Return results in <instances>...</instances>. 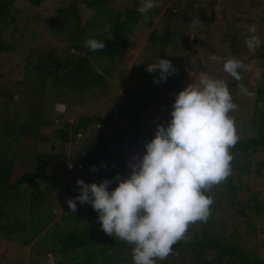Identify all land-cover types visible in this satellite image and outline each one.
<instances>
[{
    "label": "trees",
    "instance_id": "1",
    "mask_svg": "<svg viewBox=\"0 0 264 264\" xmlns=\"http://www.w3.org/2000/svg\"><path fill=\"white\" fill-rule=\"evenodd\" d=\"M17 1L0 0V54L14 50L13 44L4 42L2 34L5 26L17 24L19 17H23L27 23L38 19L40 14L36 9L40 8H44V11H56V18L51 24L52 31L68 37L73 43L67 49L72 51L71 55L65 56L54 50L32 47L24 63L23 77L17 86L11 89L0 84V247L7 245L8 248L12 246V242L19 241L21 247L16 254L27 255V259L16 256L8 258L7 248L3 249L1 255L6 262L1 261L0 264H47L50 255H53L55 264H121L122 260L132 261L131 264H134V246L126 241L118 242V237L106 234L98 220L99 213L92 206L77 208L75 213L61 216L55 223L50 208L60 205L59 193L67 194L69 198L80 194L78 178L87 183H99L107 178L104 173L101 174V169L104 172L112 165L115 157L113 152L118 150L121 157L126 158V154L122 152L126 139L131 142L139 141L142 125H148L154 116L158 123L170 119L174 94L187 84L197 82L196 77L192 74L186 77L182 73L188 80L187 84L182 82L175 87H165L164 82L154 83L153 77L156 74L147 72V67H144L137 70V77L131 81H134L131 85L138 86L133 87L136 92L129 91L130 103L119 102L105 115H83L76 124L69 119L65 120L63 115L58 116L59 123L56 124L54 114L43 102L47 95H52L55 104L70 105L78 102L77 100L81 101L82 95L88 92L94 93V97L105 96L115 84V74H120L117 79L121 83L126 81V72L121 68V51L128 47L129 37L135 36L139 27L152 26L153 30L148 37L151 48L169 52L181 40H187V37L179 36L178 27L201 23L204 18L203 24L215 21L220 29L209 37V40L217 42L222 48L221 60L213 63L219 76L213 78L223 79L227 83L235 104L239 105V112L243 110L240 93L241 97L254 102V111L249 121L257 134L247 135L239 128V135L236 133L238 141L229 148L233 157L229 176L206 191V195L213 201L208 219L198 220L188 226V239L181 238L174 243L172 253L164 260L157 258V264H264V258L258 252L249 251L242 246L240 231L236 230L227 236L223 228L215 227L218 213L226 207L241 217L249 216L247 225L253 230L258 227L257 218L264 214L262 193L251 192V187L244 181L245 177L251 175L253 168L256 169V176H264V159L254 163V159L264 152V80H259L252 88L244 77V64L258 58L264 61V53L256 50L250 52L244 38L238 40L235 36L230 39L224 36L223 30L228 31L233 21L213 18L216 8L213 7L214 11L209 13L206 9L208 0L201 4L204 5L202 8L199 7L202 0H187L180 5L182 9L165 7L166 2L156 0V5L144 14L137 11L140 0H135L132 7L124 11L111 5L114 0H81L84 7L94 11L85 25L82 23V7L78 0H27L31 4L27 12L19 11ZM232 6L237 13L239 9V15H243L253 7V0H235ZM200 8L202 10L199 12ZM157 15H164L162 27L153 26V19ZM205 30L202 25L201 31L196 34L195 44L192 46L188 43L190 49L196 48V53L202 36L208 34ZM90 37L106 41L105 48L90 50L84 43ZM260 40L264 43V34ZM226 44L227 50L224 48ZM176 56V59H170L176 70L183 69L186 63L187 68L195 69L196 74L206 72L207 68L200 57H196L198 65L191 61L193 55L190 50L178 52ZM229 58L242 62V67L238 69L239 80L223 69L224 61ZM96 62L100 64L101 71L95 70L93 65ZM242 89H247V92ZM253 91L255 96L252 97L250 94ZM24 94L27 95V100L25 98V103H20L19 99ZM154 107L158 108L153 113ZM235 112L234 109L229 115L237 121ZM95 126L96 138L82 145L84 159L74 170H68L67 143ZM129 127H133L134 135L127 138V134L131 133ZM122 128L124 131L120 133ZM115 131L118 134H112ZM28 141L38 145L49 143L51 147L49 151H41L40 146L27 148L32 155L37 152L33 167H29L18 157V148ZM262 155L264 156L263 153ZM247 160L251 161L246 162ZM78 166L84 168L78 169ZM93 166H96L97 171H92ZM50 169L52 173L49 172ZM126 169L124 167L120 173L126 175ZM59 172L68 173L69 183L60 177ZM243 189L251 192L247 200L239 197ZM41 245H48L44 252L38 251Z\"/></svg>",
    "mask_w": 264,
    "mask_h": 264
},
{
    "label": "clouds",
    "instance_id": "2",
    "mask_svg": "<svg viewBox=\"0 0 264 264\" xmlns=\"http://www.w3.org/2000/svg\"><path fill=\"white\" fill-rule=\"evenodd\" d=\"M155 5L156 0H140L137 11L144 14ZM249 31L253 34L245 43L255 52L262 42L254 26ZM105 42L90 37L84 43L95 51L104 49ZM210 59L220 61L221 57L212 55ZM241 67L242 62L234 58L223 63L224 71L237 80ZM146 71L156 74L154 83H162L177 70L170 59L158 58ZM174 95L170 119L156 125L142 154H133L128 161L126 149L122 151L126 158L115 150L112 165H120L117 173L99 183L78 178L80 194L67 200L74 213L76 201L90 204L99 213L106 234L133 245L134 264H157V258L166 259L190 223L208 219L213 201L206 191L231 172L229 148L238 136L229 113L237 105L227 83L201 72L197 83L187 84ZM124 167L126 175L120 173ZM92 171H97L96 166ZM114 182L116 186L110 188Z\"/></svg>",
    "mask_w": 264,
    "mask_h": 264
},
{
    "label": "rangeland",
    "instance_id": "3",
    "mask_svg": "<svg viewBox=\"0 0 264 264\" xmlns=\"http://www.w3.org/2000/svg\"><path fill=\"white\" fill-rule=\"evenodd\" d=\"M81 4V14H82V23L85 25L87 21L92 17V14L94 11L90 10L87 6L84 7L83 2L81 0H78ZM135 0H114L111 5L115 8H118L119 10L124 11L126 8H131L132 4ZM166 2L165 7L172 6L174 8H179L180 5H182L187 0H163ZM235 0H208L206 4V9L211 13L213 10V7H215L214 16L213 18L221 17L225 22L227 21H233L232 27L227 31L226 29L223 30L224 36H226L228 39H230L232 36H235L238 40L239 39H247L250 35V32L247 33V30L252 28L253 26L256 28L255 35H258L260 39H262V35L264 34V0H253V7L249 10L247 9L246 13L243 15H239V9L238 13L234 10L232 3ZM205 0H202L200 2L199 7H204V5H201L204 3ZM251 4V1L250 3ZM30 3L27 0H18L17 6L19 11L27 12L28 8L30 7ZM164 7V9H166ZM200 8L199 12L202 10ZM44 8L36 9V12L40 14L39 18L36 20H31V22L27 23V21L23 17L18 18L17 24H10L6 25L3 32V39L4 42L8 44H13L14 50L9 51H3L0 54V84L2 86H7L9 88H14L17 86V83L22 79L23 72H24V63L26 61V57L29 56V52L31 53V48L35 47H43V49L50 51L54 50L59 55L65 56V55H71L72 51L67 50L70 45H72V41L68 39V37H64L62 34L52 31L51 24L54 22L56 18V11L55 10H47L44 11ZM164 11V10H163ZM210 15V14H209ZM14 16H16L14 14ZM164 15H157L153 19V26L155 27H162L164 24V20L162 18ZM207 16V15H206ZM18 17V15H17ZM206 18H204L203 22ZM247 19V20H245ZM201 23H194L186 29L178 27L175 24L177 28V32L180 34L181 37H187V40H181L177 46L173 50L165 51L163 52L160 49H152L148 40V37L150 33L153 30V27L148 26H141L137 30V34L134 36H130L128 39V47L123 48L121 51V60L122 65L121 68H123L126 72L125 82L118 81L117 77L120 74L114 75V86L112 88L111 92L105 94V96H98L94 97L92 92H88V94L82 95V100L78 102H74L73 104H62V103H56L53 102L52 95H47L45 98L43 104L44 106H47V108L51 111L52 114H54V118H56V124L59 123V117L60 115H63L64 119H69L71 123L76 124L80 117L83 115H105L109 113L110 109H113L119 102L128 104L131 101V97L129 95V91H134L133 87H136L138 85H131L134 84V81L131 83L133 78H135L137 70H142L144 67H147L149 63L155 62L158 58H166L173 60L176 56V53H181L185 50H190L191 54L193 55L191 58V61L198 65L196 57H200V60L202 64L207 68L206 72L210 74L212 77L219 76L217 71L213 67V63L215 61H212L210 59V56L216 55L219 57H222V48L218 46L217 42L209 40V37L212 33L219 32V26L215 25V21H207L203 24ZM204 26L206 29L204 32H208V34H204L202 36V42L200 43V46H197V53L194 52L196 49L193 47L190 49V43L192 46L195 44L196 41V34L201 31V26ZM218 27V28H215ZM228 29V28H227ZM262 42V41H261ZM245 43V41H244ZM182 44V45H181ZM228 44L224 46L225 50H227ZM256 51H259L260 53H264V43H261V45L256 49ZM168 52V54H167ZM169 56V57H168ZM123 57V58H122ZM176 59V58H175ZM94 68L97 71H101V66L98 62L94 63ZM210 67V68H209ZM246 75L244 76L245 79L249 82V86L254 88L259 80H264V61L262 59L258 58L255 61H247L246 64H244ZM184 73L186 77H189L191 74L196 77V81L198 82L199 76L201 73L196 74L195 69H188L185 63V66H183V69H177L176 73L172 76H170L167 79V82H164L165 87H172L176 86L180 83L187 84V79L181 75ZM183 80V81H182ZM195 82V83H197ZM264 82V81H263ZM117 85H121L117 87ZM131 85V87L129 86ZM183 85V84H182ZM95 91H97L95 89ZM143 91V90H142ZM252 91V90H251ZM97 93V92H96ZM255 92L253 91L252 97ZM25 96L22 97V99H19V96L16 98L19 99L20 103H25ZM240 93V100H241V107L243 110L239 112V105L237 104V107L235 109L234 117L237 119L234 120V126L236 128V133L239 135V131H243L245 134L256 133V130L252 128V124L249 121L250 115H252L254 108L253 103L251 101L246 100L245 97H241ZM244 96V95H243ZM239 98V95H238ZM27 100V98H26ZM117 100V101H116ZM55 104V105H54ZM69 106V107H68ZM16 107V106H15ZM158 108V107H156ZM152 110L154 111L156 110ZM14 110V108L12 109ZM59 116V117H58ZM158 118V116H157ZM156 117L154 116V119H151L148 123V125H142V134L139 141H128V139L125 140L124 146L125 149L128 152L127 158L128 161L131 159L133 154L140 153L142 154L144 151V142L147 140L152 139L155 133V128L158 122H156ZM155 120V121H154ZM240 122V126H239ZM152 125V126H151ZM130 132L127 134V138L131 135H134V129L133 127H129ZM239 128L241 130H239ZM96 126L93 128L88 129L84 135H79L78 138L75 140H72L67 143V152L69 154V164H68V170H74L77 165L80 164V161L84 159V142L90 141L92 138H96ZM124 131L123 128L120 131V133ZM112 134H118L117 131L113 132ZM257 134V133H256ZM148 137V138H147ZM33 146H40L41 151H49L51 147L49 146V143H43V144H36L35 142L28 141L27 143H23L19 148V159L26 163L29 167H33L36 162V156L35 151L34 155H32L27 148H31ZM264 154V152H262ZM260 153L255 159L254 163L258 162L261 159H264V156ZM119 161V159H117ZM251 161L247 160L246 162ZM73 165L72 167H69V165ZM254 167V166H252ZM84 168L83 166H78V169ZM91 168V166H90ZM117 168H120V165L118 164L116 167L114 165L108 166L105 171L103 172V169H101V174H105V176H110L109 174L117 173ZM67 170V171H68ZM50 173H52V170H49ZM130 172V168L128 170V173ZM67 172H59L60 177H63L68 183L70 181V177L67 175ZM73 181H76L74 179ZM244 181L247 185L251 187V192L260 191L262 193V198L264 199V176H256V169L253 168V171L250 176L245 177ZM113 184H116L114 182ZM110 185V188H114L115 186ZM74 185H77L74 183ZM68 187V186H67ZM66 187V189H67ZM65 189V192H66ZM251 192L243 189L239 193V197L242 200H247L249 196L251 195ZM70 196L67 194L59 193V198L61 199L60 205L55 207L52 206L50 209L52 211V214L54 215L55 219L53 223L58 222L61 216L67 214L70 215L72 213L71 209L69 208L67 204V200L70 199ZM77 203V208H83V207H90V204H81L80 202ZM91 208V207H90ZM218 217L215 219V227L216 228H223L225 235H230L234 233L236 230L238 232H241V237H239V240L242 241V246L247 247L249 251H256L258 252L261 257L264 258V214L262 217L257 218V229L253 230L251 226L247 225V220L249 219V216L241 217L238 213L234 212L231 208H224L221 210L218 215ZM194 223H190L189 226L193 225ZM255 231V232H254ZM189 233L186 230L184 236L182 237L184 240L188 239ZM44 242V240H42ZM118 242L121 240H117ZM19 242V241H18ZM18 242H12V246L7 248V245H2L0 247V262H6V259H3L1 253L3 249L7 250V256L8 258H16L20 257L22 259H27V255L24 256L23 253L16 252L20 250L21 244ZM40 243V241H39ZM34 247V246H33ZM47 246L41 245L38 251L44 252L47 249ZM28 249V248H27ZM28 251V250H27ZM29 252V251H28ZM16 256V257H15ZM54 257L53 255L49 256V260L47 264H55L53 261ZM42 263V262H41ZM132 261H125L122 260L121 264H131ZM101 264V263H100ZM171 264V263H170ZM231 264H237V263H231Z\"/></svg>",
    "mask_w": 264,
    "mask_h": 264
}]
</instances>
